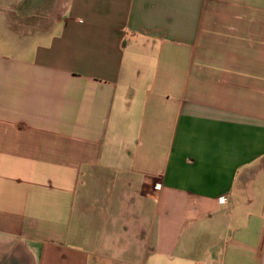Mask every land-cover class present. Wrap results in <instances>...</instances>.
Wrapping results in <instances>:
<instances>
[{
    "label": "crops",
    "instance_id": "obj_1",
    "mask_svg": "<svg viewBox=\"0 0 264 264\" xmlns=\"http://www.w3.org/2000/svg\"><path fill=\"white\" fill-rule=\"evenodd\" d=\"M64 14L0 57V264H264V0Z\"/></svg>",
    "mask_w": 264,
    "mask_h": 264
},
{
    "label": "rangeland",
    "instance_id": "obj_2",
    "mask_svg": "<svg viewBox=\"0 0 264 264\" xmlns=\"http://www.w3.org/2000/svg\"><path fill=\"white\" fill-rule=\"evenodd\" d=\"M69 1L70 0H0V57L19 58L25 55L40 36L38 33L50 30L58 21L64 19V13L68 8ZM254 170L257 169H253V171ZM261 178L262 175L259 176V180H261ZM110 196L115 200V193H110ZM80 197H83V190ZM103 207L106 208L107 205L104 204ZM124 211L127 212L128 208L126 207ZM103 212H106V210L104 209ZM110 216L111 218L109 220L102 218V225H108L113 222L115 218L114 213L113 215L111 213ZM118 223V233L121 235V243L123 245H134L136 251L142 250L146 242L145 240L147 239L146 234L145 236L141 234L145 226H139L138 223L133 222L128 216H126L124 220H119ZM134 225H138V227H133ZM123 227L130 228V233L126 234V232L123 231ZM79 234H83V218L77 211L73 222V240L76 241L77 244L79 243V239H77L79 238ZM15 252L14 254L20 257L21 253L19 251ZM109 255L111 256V251ZM133 258L129 259V261H133ZM20 260H22L21 257ZM12 261V264H21L17 257L13 258ZM126 261L127 259L120 264H125ZM23 264H26V261H24Z\"/></svg>",
    "mask_w": 264,
    "mask_h": 264
}]
</instances>
